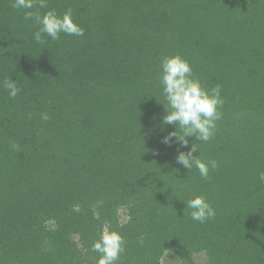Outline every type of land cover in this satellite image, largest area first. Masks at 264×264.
Segmentation results:
<instances>
[{"label":"trees","instance_id":"obj_1","mask_svg":"<svg viewBox=\"0 0 264 264\" xmlns=\"http://www.w3.org/2000/svg\"><path fill=\"white\" fill-rule=\"evenodd\" d=\"M13 3L0 0V264H96L105 227L124 240L116 264H159L168 250L189 262L198 247L213 264H264V0ZM69 9L83 36L33 38L27 11ZM173 55L220 86L207 142L161 143L175 130L159 103L160 62ZM192 143L223 180L181 189L190 172L175 158ZM196 196L213 219L190 218Z\"/></svg>","mask_w":264,"mask_h":264},{"label":"clouds","instance_id":"obj_2","mask_svg":"<svg viewBox=\"0 0 264 264\" xmlns=\"http://www.w3.org/2000/svg\"><path fill=\"white\" fill-rule=\"evenodd\" d=\"M47 7V0H14V8L32 9L35 6ZM25 19H34L40 27L33 34L38 43H45L44 37L58 40L60 34L83 36L84 30L74 22L71 9L58 15L55 10H49L41 16L38 12L27 11ZM160 84L165 115L161 125H171L174 131L163 136L161 143L171 145L178 143L181 147L188 146V139L194 137L199 143L209 141L216 129V121L222 118L218 110L223 106L220 86L210 89L202 86L199 79L193 77L192 67L187 60L179 55L163 57L160 62ZM4 87L10 98H15L19 93L17 83L9 78L4 81ZM48 115L42 114V119L47 120ZM17 146L13 145L15 149ZM197 152L195 143L185 152H179L176 162L185 169L191 171L195 167L199 175L207 180L209 169H215L217 163L214 160L202 161L193 153ZM264 179V175L261 176ZM190 209V218L199 223L213 219L216 215L214 208L205 197L196 196L185 204ZM92 251L99 253L96 264H116L120 254L124 251L123 237L116 231L103 228L99 239L93 242Z\"/></svg>","mask_w":264,"mask_h":264},{"label":"rangeland","instance_id":"obj_3","mask_svg":"<svg viewBox=\"0 0 264 264\" xmlns=\"http://www.w3.org/2000/svg\"><path fill=\"white\" fill-rule=\"evenodd\" d=\"M222 1L225 2L226 0H222ZM190 138L195 139L194 137H190ZM203 153L200 152L198 154V158L201 159L202 161L206 162L205 155ZM194 156H197V155H194ZM221 170H223V169H221ZM189 172L190 173H185L184 177L182 175L181 176L180 175L177 176V177H181V178L183 177L184 179L187 178V181L184 183V185L181 187V189H190L192 186H193L192 189H198L197 187L202 188L201 184L206 185L208 183V181H211L209 178H212V182L214 184L218 181V179L219 180H221V179L223 180V174L221 175V172L215 173V175H213L209 171V177H208L207 180L203 179L199 175V172H198V170L195 167H193V169L191 171H189ZM175 178H176V176H175ZM74 190L76 192L80 191L79 189H74ZM82 191L85 192L86 189H82ZM74 209L78 210V208H74ZM117 217H118L119 223H125L128 220L126 207L121 206V207H119L117 209ZM50 224L51 223H48L47 226L50 225ZM74 239H75V241L77 240V235L74 236ZM204 249L203 248L199 249V247H198L197 250H194L189 256V258H190L189 262H187L186 260L182 259L177 254L176 251L168 250V251H165L160 256L159 264H189V263H191V264H213V260L208 259L207 251H206V249L205 250Z\"/></svg>","mask_w":264,"mask_h":264}]
</instances>
